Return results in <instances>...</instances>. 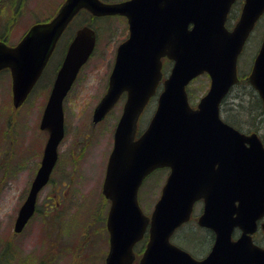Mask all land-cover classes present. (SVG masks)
Masks as SVG:
<instances>
[{
	"label": "water",
	"instance_id": "obj_1",
	"mask_svg": "<svg viewBox=\"0 0 264 264\" xmlns=\"http://www.w3.org/2000/svg\"><path fill=\"white\" fill-rule=\"evenodd\" d=\"M233 1L64 0L51 19L33 24L16 45L0 41V69L11 70L12 101L17 107L81 8L95 16L120 13L129 21L130 35L117 48L107 91L92 115L94 122L101 120L122 91L127 92L102 187L111 199L105 264H132V248L147 228L149 240L139 264H264V248L246 235L260 210L248 219L251 226L237 240L230 236L233 227L243 226L264 198V148L256 133L244 134L219 115L221 99L238 79L237 57L264 10V0H244L239 19L228 29L226 15ZM95 39L94 30L85 24L76 29L67 46L40 122L48 133L41 163L19 208L15 232L34 213L38 191L49 179L64 134L63 99ZM259 48L248 81L264 111V33ZM165 55L173 66L163 81L152 119L134 140L137 117L162 77ZM203 72L210 86L193 108L185 87ZM164 166L170 167V174L149 220L139 207L137 192L150 171ZM200 198L204 207L198 224L210 227L215 241L205 257L194 259L169 237L190 217L193 202Z\"/></svg>",
	"mask_w": 264,
	"mask_h": 264
},
{
	"label": "rangeland",
	"instance_id": "obj_2",
	"mask_svg": "<svg viewBox=\"0 0 264 264\" xmlns=\"http://www.w3.org/2000/svg\"><path fill=\"white\" fill-rule=\"evenodd\" d=\"M62 2L0 0V35L8 38V44H15L32 23L53 16ZM86 17L87 14H82L74 19L51 55L45 76L16 109L11 105L9 72L0 73V264L104 263L108 249L105 217L109 204L107 199L104 202L101 198V184L113 143V128L123 102H117L100 123L93 124L91 116L106 88L115 49L127 35L120 19L100 17L101 20L93 21L99 39L93 56L82 67L63 102L65 134L58 145L55 168L50 181L38 194L35 214L23 231L13 233L17 211L41 157L45 136L38 125L55 68L65 51L69 33ZM261 18L237 58L243 80L262 39L264 15ZM170 66L165 65L164 74ZM208 82V76L201 74L188 83L191 106H195L208 88ZM236 93H243L242 85L234 86L223 103L224 107L233 105ZM154 106V103L148 104L138 130L146 126ZM224 114L233 117L228 110L222 111L223 117ZM262 133L264 135V130ZM167 172L166 169L152 171L139 188V204L147 216L160 196ZM197 208L194 219L182 227L200 230L196 225ZM181 229L173 234L174 242L182 243L183 248L198 257L205 255L210 248L208 239L203 237L204 232L193 234L188 229Z\"/></svg>",
	"mask_w": 264,
	"mask_h": 264
},
{
	"label": "flooded vegetation",
	"instance_id": "obj_3",
	"mask_svg": "<svg viewBox=\"0 0 264 264\" xmlns=\"http://www.w3.org/2000/svg\"><path fill=\"white\" fill-rule=\"evenodd\" d=\"M108 1V0H107ZM111 1H114V0H111ZM243 0H234L233 1V3L231 4V7H230V9H229V11H228V13H227V16H228V19H230V18H236L235 20H237L238 18H239V16H240V11H241V9H242V6H243ZM106 18H116V19H120L123 23H124V26H125V29H126V31H127V35H126V37L124 38V39H126L127 38V36H128V33H129V31H128V20L126 19V17L125 16H123V15H108ZM123 39V40H124ZM56 47H57V45H56ZM56 49V48H55ZM55 51V50H54ZM165 61H167V59L166 58H163V62H165ZM59 65H60V62H59V64H58V66L55 68V72H54V75H53V79H54V76H55V74H56V71H57V69H58V67H59ZM8 72H9V70H8ZM9 74H10V72H9ZM44 74H45V68H44V70L42 71V74H41V76H40V78L38 79V81L36 82V84L42 79V77L44 76ZM52 82H53V80H52ZM157 86H156V88H155V92L151 95L152 97L150 98V100L148 101V104L149 103H154L155 104V106H156V103H157V100H158V95L160 94V92L163 90V87H164V85H163V83H162V80H160L157 84H156ZM105 92V91H104ZM120 99H119V101L118 102H125V100H126V93L125 92H123L122 93V95L119 97ZM154 106V107H155ZM147 107V106H146ZM143 114H144V112L143 113H141V115L139 116V120H141V117L143 116ZM108 115V114H107ZM106 115V116H107ZM105 116V117H106ZM104 117V118H105ZM103 118V119H104ZM102 120V119H101ZM101 122V121H100ZM99 122V123H100ZM149 122V121H148ZM147 122V123H148ZM39 130L42 132V133H44V136H46V132L44 131V130H41L40 128H39ZM259 136L261 137V140L262 141H260V143H261V146H263V148H264V136L263 135H261V134H259ZM44 143H45V140H44V142H43V146H44ZM246 144V146H249V143L248 142H246L245 143ZM43 146H42V150H41V154H42V151H43ZM39 163H40V160H39V162H38V166H39ZM168 170V169H167ZM31 181H32V179H31ZM31 181H30V183H29V186H28V188H27V192H28V190H29V188H30V186H31ZM263 190H264V187H263ZM203 199H199V200H197V201H195L194 202V209H193V212H192V215H191V218H190V220L189 221H192L193 219H194V217H195V207H197L198 206V210H199V212H198V216L196 217V225L198 226V228L200 229V230H197L196 228H195V231H197V232H204V236L203 237H205L206 239H208V242H209V245H208V247H210L213 243H214V241H215V235H214V232H213V230L210 228V227H208V226H201V225H199L198 223H197V219H198V217L200 216V213H201V211H202V206H203ZM235 204H237V202L235 201ZM197 205V206H196ZM201 205V206H200ZM259 210L261 211V212H259ZM255 212H259V214L255 217V219H254V222H253V224H254V226H253V229H251V230H249L248 232H246V235H248V236H250V238H251V240H252V242L253 243H255L256 245H258V246H263L264 247V198H262L261 200H260V204H259V206L258 207H256V210L255 211H253L251 214H249L248 215V218H247V220L243 223V226L242 225H240V224H238V225H235L234 227H233V229H232V231H231V233H230V236H231V238L232 239H234V240H237L240 236H241V234H242V232H243V229L245 228V229H249V227L251 226V224L248 222V219L252 216V215H254L255 214ZM237 216V214H235L234 213V217H236ZM191 230H193L194 229V227H189ZM206 251H208V249L206 250Z\"/></svg>",
	"mask_w": 264,
	"mask_h": 264
},
{
	"label": "trees",
	"instance_id": "obj_4",
	"mask_svg": "<svg viewBox=\"0 0 264 264\" xmlns=\"http://www.w3.org/2000/svg\"><path fill=\"white\" fill-rule=\"evenodd\" d=\"M82 14L88 13L87 11L82 10L78 15ZM83 23L89 24L88 17H86L85 21L80 22L79 24ZM0 39L6 40L7 38L1 33ZM240 82L243 83L241 78ZM247 84L242 86L243 93L234 94V101L232 103L233 105L230 108H223V111L228 110L229 113L233 115V117L230 118H228L226 115L225 119L228 123L236 126L240 130L246 129V131H261L264 129V113L262 112L261 102L256 92L253 91L252 88ZM242 120H245L243 122L244 125L241 123ZM143 242L140 244V246L143 244ZM140 246L138 248H140ZM136 252L140 251L136 250Z\"/></svg>",
	"mask_w": 264,
	"mask_h": 264
}]
</instances>
